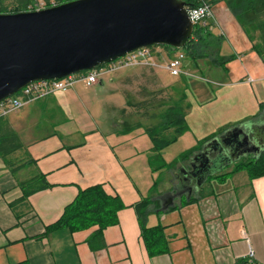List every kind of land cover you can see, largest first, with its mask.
Returning <instances> with one entry per match:
<instances>
[{
	"label": "crops",
	"instance_id": "crops-1",
	"mask_svg": "<svg viewBox=\"0 0 264 264\" xmlns=\"http://www.w3.org/2000/svg\"><path fill=\"white\" fill-rule=\"evenodd\" d=\"M212 11L213 33L227 39L233 50L224 56L220 49L219 55L233 58L224 66L209 59L193 62L201 74L181 76L197 81L186 89L178 87L190 107L189 130L176 143L188 138L189 149L227 125L255 123L256 130H264V121L249 122L264 103V61L225 2L213 4ZM113 83L111 79L93 88L78 84L68 98L58 101L55 94L8 121L24 146L9 157L10 165L0 160V264H264V177L252 179L246 170L215 178L217 182L210 177V194L184 204L193 194L178 197L174 188H181L178 170H188L193 157L179 163L177 170L154 172L153 144L145 141L144 131L122 133L126 99L121 84L123 102L102 104L97 96L99 90L113 91ZM44 116H50L49 125H42ZM168 148L161 152L166 163L171 161ZM38 175L46 177L50 188L11 207L23 196L20 183ZM94 185H103L125 206L118 213V225L104 230L106 247L93 251L88 244L98 226L75 233L60 228L46 236V228L61 218L79 192ZM170 197L174 202L164 209ZM146 198L160 206L152 207L146 221L148 228L163 229L167 251L157 255L150 254L142 239L135 209Z\"/></svg>",
	"mask_w": 264,
	"mask_h": 264
},
{
	"label": "water",
	"instance_id": "water-1",
	"mask_svg": "<svg viewBox=\"0 0 264 264\" xmlns=\"http://www.w3.org/2000/svg\"><path fill=\"white\" fill-rule=\"evenodd\" d=\"M186 7L182 0H74L0 14V102L34 82L62 80L142 48H184L195 31ZM231 135L237 147L228 144ZM249 141L254 143L241 125L229 129L194 155L193 172L183 171L199 180V190L208 178L252 153H237ZM210 163L216 167L206 171ZM173 202L168 198L164 209Z\"/></svg>",
	"mask_w": 264,
	"mask_h": 264
},
{
	"label": "trees",
	"instance_id": "trees-1",
	"mask_svg": "<svg viewBox=\"0 0 264 264\" xmlns=\"http://www.w3.org/2000/svg\"><path fill=\"white\" fill-rule=\"evenodd\" d=\"M41 0H12L13 7L9 9L7 0H0V14H15L26 12L28 7ZM46 3H56L61 5L74 0H42ZM186 5H196V0H182ZM225 2L235 19L243 28L250 39L254 51L264 61V0H210L211 5L216 2ZM223 37L213 33L210 27L197 26L192 38L187 42L184 48L179 49L186 54L187 60L198 62L199 60L209 59L215 66H224L231 58L219 55ZM166 50L178 51L169 46H161ZM143 77L146 78L145 74ZM143 86V85H141ZM179 95L178 99L167 90L149 91L143 87L138 93L139 102L134 103L129 94L124 91L126 107L121 112L124 117L122 124V133L130 134L136 130L142 129L150 138L153 148V155L150 158V165L154 172L163 169L177 170L179 163L185 162L194 157L203 150V147L216 138L223 135L229 129L238 125H227L221 128L217 133L212 134L198 143V146L189 149L180 155V157L166 163L161 152L169 146L175 144L185 133L189 126L186 121L187 110L190 105L187 103L185 93L179 92L173 88ZM133 109V113H128ZM140 118L138 122L132 120L134 116ZM264 121V103L259 105V112L250 118L252 121ZM264 139V130H256ZM23 142L19 134L13 129L6 119L0 120V160L7 162L9 157L23 148ZM260 152H252L249 159H240L233 164L229 173H219L214 178H223L226 174L246 170L250 178L264 177V145L260 147ZM246 158V157H245ZM23 196L15 203L10 204L14 207L17 203H25L33 194L50 188L46 177L38 175L30 180L20 183ZM174 187L176 185H173ZM209 181L205 182L198 192L194 193L184 204L195 203L200 198L207 197L210 193L207 188ZM124 204L119 196H112L106 193L103 185H94L81 190L75 200L69 204L61 218L54 224L46 228V236L52 231L60 228H68L72 233L88 230L94 226L99 229L88 239V244L93 251L106 247L104 242V230L108 227L118 225V213L124 209ZM152 207L160 208L159 202L152 198H146L135 205L138 219L142 224V239L146 243L151 255H157L167 251L163 245V234L161 227H146L147 218L154 210ZM179 207V206H177ZM176 208V207H175ZM173 207L169 208L172 210ZM245 261H238L236 264H244ZM16 264H30L29 262H20Z\"/></svg>",
	"mask_w": 264,
	"mask_h": 264
},
{
	"label": "built area",
	"instance_id": "built-area-1",
	"mask_svg": "<svg viewBox=\"0 0 264 264\" xmlns=\"http://www.w3.org/2000/svg\"><path fill=\"white\" fill-rule=\"evenodd\" d=\"M196 2V5H187L186 7L195 28L197 26H208L211 28L210 18L213 11L210 0H196ZM54 6H56L54 2L48 4L44 1H36L28 7L27 11L32 12ZM157 49H162L163 51ZM163 56L167 57L168 60L166 62H162ZM185 61H187V57L183 51L164 50L161 46H152L136 50L113 62L98 66L90 71L71 75L62 80L37 81L17 92L12 97L0 102V120L8 118L30 104L45 100L57 93L73 89L78 84L92 88L106 82L111 76L130 69L150 68L165 71L173 77H194V75L187 72L184 68ZM202 80L204 79L202 78ZM248 81L252 82L253 79L249 78ZM249 257L251 259L254 257L252 250L249 252Z\"/></svg>",
	"mask_w": 264,
	"mask_h": 264
},
{
	"label": "rangeland",
	"instance_id": "rangeland-1",
	"mask_svg": "<svg viewBox=\"0 0 264 264\" xmlns=\"http://www.w3.org/2000/svg\"><path fill=\"white\" fill-rule=\"evenodd\" d=\"M11 1L12 0H7V4H8L9 9H11L13 7ZM217 32H219V31H217ZM163 49L166 50L165 48H163ZM221 49H222V54L224 56H231L233 53L232 47L229 45V42L227 39L223 40V44L221 46ZM157 50L163 51L162 49H157ZM167 60H168L167 57L163 56L162 62H166ZM193 62L194 61L187 60L184 64V68L186 66L188 69L187 72H189V73L191 72L194 75H200L201 72H200V70H198L197 66L196 65L191 66L192 65L191 63H193ZM143 74H145L146 78L143 77ZM111 79H113L115 81V83H113L114 85L112 86V87H114L113 91L99 90L97 92V96H99L100 100L102 99V104L106 100H108L111 103L123 102V95L119 91V86H118L119 84H121L122 92L124 93V91H126L129 94V97L132 100V102L137 103V102H139V99H140L138 96V93L141 91V89L143 87L149 89V91H159V90L165 89V90H167V93L169 95L172 94L174 98L178 99L179 95L177 94V92L173 91V88H172L173 86L176 87L175 88L176 90H178L182 87H183V89L184 88L186 89V88H188V86L192 87V85L197 82L195 80L186 79L184 77L183 78H181V77L176 78V77L171 76L169 73H167L165 71L162 72L160 70H153L150 68L130 69V70L118 73V74L108 78V80H111ZM200 80H202V78ZM120 81H122V82H120ZM105 85H107L106 88L109 87V84H105ZM141 85H143V86H141ZM178 87H180V88H178ZM74 89L68 90L66 92L58 93V94H56L55 98L58 101H61L62 99H64L65 96H70L73 93H75ZM182 93H184V91H182ZM89 94H90L89 92H86L84 96L87 98H90ZM65 98H68V97H65ZM37 103H39V102H37ZM33 104H35V103H33ZM30 105H32V104H30ZM23 110L9 116L10 119H8L9 117L6 118V120L8 119L7 122L9 120L18 119L17 117H19L21 115L20 113ZM81 110L84 111L82 108H81ZM128 113H133V109H130L128 111ZM83 117L84 116H82L81 119ZM139 118L140 117L138 115H136L132 118V120L135 122H138ZM50 121H51L50 116H44L43 120H42V125H49L48 122H50ZM8 123H10V122H8ZM126 135H128V134H126ZM145 139H146L145 141H147L148 144H152V142L148 136H146ZM192 146H194V145H192ZM189 148H190L189 139L188 138L181 139L178 143L170 146L167 149V153L170 154L169 157L167 158V160H171L169 163L177 160V158H179V156L181 154H183L185 151H187ZM242 159L246 160V159H249V157L242 158ZM232 167H233V165L223 169L220 173H224V172L228 173L231 171ZM210 179H211L210 182L214 181V180L217 182V180L214 177H211ZM174 180H175V178H174ZM176 181L178 183L179 179H177ZM173 183H175V182L173 181ZM228 184L231 186L230 180L228 181ZM207 188H209V187H207ZM171 189H172V186L170 184V190Z\"/></svg>",
	"mask_w": 264,
	"mask_h": 264
},
{
	"label": "flooded vegetation",
	"instance_id": "flooded-vegetation-1",
	"mask_svg": "<svg viewBox=\"0 0 264 264\" xmlns=\"http://www.w3.org/2000/svg\"><path fill=\"white\" fill-rule=\"evenodd\" d=\"M255 127V123L254 124H250V126H247V127H241V129H242V132H243V134L245 135V134H250V136H251V139L254 141V143H251V141H249V144L248 143H246V144H243V145H240V146H238V151L239 152H237V153H243L244 151L246 152V151H249V149H252V152H258V151H256L257 149H256V147H255V145L257 146V147H261V146H263L264 145V143H263V138L261 137H259V135H257L256 133H255V131H256V129L254 128ZM240 137H241V139H242V137H243V135H240ZM229 139V142H228V144H234V143H236L237 142V138H235V136H230V138H228ZM235 146L234 147H237L236 146V144H234ZM216 157V155H213L212 157H211V160H213L214 158ZM243 157H245V156H243ZM242 157V158H243ZM210 167H216V165H214L213 163H210L209 165H208V168L206 169V171H209L210 169ZM181 170V171H180ZM179 170V174H178V177H179V182H178V184L179 185H181V188H174L175 189V191H174V195H176V196H181V195H188V194H194V193H196L198 190V181L199 180H197V179H194V178H192V177H190V176H188V175H186L185 173H184V171H183V169H180ZM188 171L189 172H193V167H190L189 169H188ZM207 181V180H206Z\"/></svg>",
	"mask_w": 264,
	"mask_h": 264
}]
</instances>
